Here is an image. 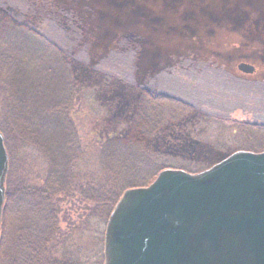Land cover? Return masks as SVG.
<instances>
[{"label": "rangeland", "instance_id": "1", "mask_svg": "<svg viewBox=\"0 0 264 264\" xmlns=\"http://www.w3.org/2000/svg\"><path fill=\"white\" fill-rule=\"evenodd\" d=\"M1 25L7 32L0 35L18 44L21 39L29 44L31 37L44 39L74 64L79 91L69 117L82 158L66 179L74 191L54 197L57 234L47 239L50 223L46 227L40 216L22 206L20 193L14 196L22 184L41 189L48 164L35 149L24 147L22 123L0 107L8 155L0 264H9L4 256L18 257V251L21 264L25 248L11 240L19 234L26 240V234L35 232L33 247L44 244V249L34 251L33 259L45 264L97 262L107 219L93 211L80 189L106 182L110 198L119 191L120 185L106 177L101 162H111L99 156V149L130 129L137 101L134 89L182 101L207 119L187 112V122L168 123L164 132L152 134L148 146L146 141L143 145L154 159L151 167L146 163L140 171H124L122 178L136 183L126 189L145 187L146 178L161 168L199 173L236 150L264 152L261 135L245 137L228 128L233 122L264 125V0H0ZM27 48L33 52L31 45ZM31 61L26 59L28 70L41 63ZM240 63L252 65L256 72L241 74ZM10 128L16 140L8 134Z\"/></svg>", "mask_w": 264, "mask_h": 264}, {"label": "trees", "instance_id": "2", "mask_svg": "<svg viewBox=\"0 0 264 264\" xmlns=\"http://www.w3.org/2000/svg\"><path fill=\"white\" fill-rule=\"evenodd\" d=\"M2 28L3 25H1L0 34L7 32ZM17 31L19 32V28ZM23 36L26 35L22 34V38ZM31 38L29 44H26L22 39V43L18 44L16 41L0 35V107L7 114L13 112L10 115L16 118V121L18 120L20 124L22 123L23 127L19 129L21 137H23L21 139L24 147L28 146L35 149L48 164L49 174L42 184L43 186L40 187L41 189L22 184L16 187L17 195L14 196L18 198V195L21 194V198L18 199L21 202L20 204H24L27 209L40 216L46 227L49 225L47 222L50 223V230L47 234L48 239V236L57 234L54 197L67 195L70 188L71 192L74 191L75 187L66 179L70 176L73 166L82 158L78 138L75 136L76 130L72 126L69 117L72 103L77 97L79 89L73 79L76 69L70 59L64 57L61 50L53 43L46 42L44 39ZM27 45H31L32 53ZM45 54L50 56L45 57ZM26 59H28V62L36 60L41 63L34 68L35 70H32V68L28 70V66L25 67L27 64ZM29 65L32 64L29 63ZM30 76L33 77L31 83L29 81ZM133 92L137 101L135 110L132 112L130 129L120 137L107 139L108 141L104 142L99 149V156L108 158L111 162L109 165L103 161L101 162L106 177L112 179L114 185H120L119 191H116L113 198H110L111 194L106 182L98 185V188L86 191L80 189V195L84 200L90 202L94 206L93 211L96 210L95 213H99L101 218L105 220L123 193L121 184L125 189L127 186H135L134 184H136L126 182L122 178L124 177L123 172L131 170V168L140 171L146 163L148 166L149 162L154 160L146 153V148L143 149L145 141L147 143L146 147L151 142L152 134L155 135L159 131L164 132L163 129L168 127V123L178 124L183 120L187 122V112L194 113L196 117L207 119L202 112H196L192 106L182 101L141 88L134 89ZM215 122L218 123V121ZM6 126L9 127L8 124ZM228 128L232 134L236 133V135L245 137L261 135L264 138V125L261 124L233 122ZM14 130L12 128L8 129V134L12 136V140H16L17 137ZM1 133L6 139L5 132L2 131ZM62 169L66 170L67 175L63 176ZM163 169L154 172L151 177L148 176L146 178L147 182L143 180L141 183L146 182L149 185ZM57 175H60L63 179L57 180V182H54L55 178L51 180L52 177ZM117 178L122 182L118 183ZM6 198L8 201L7 196ZM25 236L26 240L20 234L11 240L12 245L22 244L25 248V251L21 254L27 256L20 263L45 264L36 257L33 259L32 256L34 251L44 249V244H41L39 248L33 247L38 236L36 232ZM47 239L44 240V243L48 241ZM18 257L15 253L4 256L9 264H17ZM103 263L102 253L97 262L93 264Z\"/></svg>", "mask_w": 264, "mask_h": 264}, {"label": "water", "instance_id": "3", "mask_svg": "<svg viewBox=\"0 0 264 264\" xmlns=\"http://www.w3.org/2000/svg\"><path fill=\"white\" fill-rule=\"evenodd\" d=\"M7 166L0 133V221ZM105 226L104 264H264V152H235L196 174L163 170L125 191Z\"/></svg>", "mask_w": 264, "mask_h": 264}]
</instances>
